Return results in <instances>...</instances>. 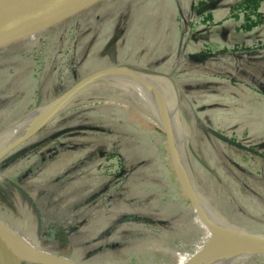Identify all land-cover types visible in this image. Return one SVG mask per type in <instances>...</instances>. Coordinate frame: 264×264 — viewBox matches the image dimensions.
Masks as SVG:
<instances>
[{
	"label": "rangeland",
	"instance_id": "obj_1",
	"mask_svg": "<svg viewBox=\"0 0 264 264\" xmlns=\"http://www.w3.org/2000/svg\"><path fill=\"white\" fill-rule=\"evenodd\" d=\"M236 1L97 0L1 46L0 130L38 99L52 101L98 69L128 64L176 104L192 190L231 225L264 233V48L228 43ZM259 10L264 15V0ZM198 47L209 49L197 58ZM46 125L0 157V219L28 244L59 255L52 227L63 223L71 244L64 257L80 264H187L207 244L214 249L205 264L236 256L239 244L180 182L169 137L134 94L107 82L84 87ZM211 129L257 153L241 158ZM85 158L78 179L54 178ZM254 258L264 264V253L233 264Z\"/></svg>",
	"mask_w": 264,
	"mask_h": 264
},
{
	"label": "bare ground",
	"instance_id": "obj_2",
	"mask_svg": "<svg viewBox=\"0 0 264 264\" xmlns=\"http://www.w3.org/2000/svg\"><path fill=\"white\" fill-rule=\"evenodd\" d=\"M120 65H115L113 68L103 72L100 75L94 74L89 82L82 85L75 91L67 92L61 96L56 97L55 99H53H57L56 101L52 100L41 108H35L33 111L26 114L19 121H15L11 125L6 126L2 130H0V156L14 148L21 142H23L25 139L23 141L21 140L25 137V135L32 133L33 131H35V128L37 126L52 117L54 113L57 112L73 94L77 93L82 88L91 86L96 83H112L134 94L138 99L144 102L146 106H148L149 109L152 111L158 123L163 128L166 135L169 137L173 156L172 163L179 174L180 182L185 185L189 193L194 197V201L198 202L200 206L208 213V215L216 224V226H218L222 231H224V233L233 237L234 239L229 237L233 241H235V239L238 240L240 238V235H247L264 240V233L243 228L241 225L236 226L237 224L231 225L229 222H227L224 218H222L216 213V211L211 207V205L205 200V198L200 193L195 190H192V183L186 171L187 167L182 152L184 146L182 144L184 137L183 134L179 131V124H177V121L174 116L176 104L168 106L164 96L160 94V91L156 90V85H154L152 81L145 79L144 77L142 78L129 65ZM194 205L197 206L196 208L198 209L199 213H201V215L203 216L199 206L195 203ZM6 228L15 238L27 243L21 234L13 230L11 227H7V225ZM213 249L214 248H208L205 255H203L195 264H205L206 259L209 257ZM255 253L259 252L239 244V250L237 251L236 256L233 257L229 264H233L236 262H244L246 259H248ZM19 255L21 259H33L32 254L25 248H19ZM64 260L69 259L66 258Z\"/></svg>",
	"mask_w": 264,
	"mask_h": 264
},
{
	"label": "water",
	"instance_id": "obj_3",
	"mask_svg": "<svg viewBox=\"0 0 264 264\" xmlns=\"http://www.w3.org/2000/svg\"><path fill=\"white\" fill-rule=\"evenodd\" d=\"M96 1L97 0H0V47L58 23L59 21L71 16L83 8H86ZM208 5L209 3H206L203 5L202 9ZM114 66L115 65L98 69L91 74L82 77L58 96L67 92L75 91L82 85L89 82L94 74L100 75ZM160 94L162 93L160 92ZM50 101L51 99L41 103L38 99L35 107L41 108ZM35 107L27 110L14 121H19L26 114L33 111ZM50 119L51 117L42 122L35 128V131L25 135L21 141L27 139L29 136L38 131V129L45 125ZM14 121L6 126L11 125ZM211 132L228 143L241 148H247V146L243 143L217 129H211ZM199 214L204 219L201 213ZM204 221L206 222L205 219ZM6 225L7 224L0 219V264H21L22 261H32L41 264H80L74 261L64 260L66 259L64 256L52 254L36 247L33 244H28L15 238L6 228ZM8 226L9 225H7V227ZM234 243L244 245L258 251L259 253H264V240L258 238L240 235V238L234 241ZM208 246L209 244L204 245V247L187 264H195L203 255H205ZM19 248L27 249L32 254L33 259H21L19 255Z\"/></svg>",
	"mask_w": 264,
	"mask_h": 264
},
{
	"label": "trees",
	"instance_id": "obj_4",
	"mask_svg": "<svg viewBox=\"0 0 264 264\" xmlns=\"http://www.w3.org/2000/svg\"><path fill=\"white\" fill-rule=\"evenodd\" d=\"M262 0H238L233 5H231L228 16H233L237 19L236 28L241 29L243 31H248L252 27L264 23V15L261 14L259 10V6ZM205 16V17H204ZM203 19H205L206 23L210 24L211 19L208 20V18H212V15L210 16V12L204 13ZM216 22V21H215ZM213 22V23H215ZM48 125H43L38 131H42L46 129ZM55 132L51 133L49 136L45 137L43 140H41L39 143H37V148H40L47 144L51 136ZM229 146L234 147L237 150H241L239 147H236L235 145H232L230 143H227ZM113 153H109L108 156H111ZM37 158L39 162H42V157L37 154ZM88 160L89 158H85L82 160V162L79 163H73L67 167H65L60 175L55 176L54 178H59L62 182L67 183L69 181H72V179L76 178L78 179L81 177V175L85 172V170L88 168ZM41 164V163H40ZM99 162H97L94 166V168H97L99 166ZM38 167V164L35 163L32 168L36 169ZM31 168V169H32ZM99 177L98 175H95V179ZM96 181V180H95ZM105 185L99 186L97 189H94L91 193L89 192L87 195L83 197L84 204L88 203L89 200L95 195H98L101 193L102 190H104ZM82 198H80L81 200ZM80 202V201H79ZM81 203V204H83ZM202 208V207H201ZM203 210V208H202ZM68 230L65 228V225L63 223H56L52 227V234L57 238L59 242V248L58 251L59 255L62 256H70L71 254V244L69 243L68 238Z\"/></svg>",
	"mask_w": 264,
	"mask_h": 264
},
{
	"label": "crops",
	"instance_id": "obj_5",
	"mask_svg": "<svg viewBox=\"0 0 264 264\" xmlns=\"http://www.w3.org/2000/svg\"><path fill=\"white\" fill-rule=\"evenodd\" d=\"M216 22H218V21H216ZM207 25H209V24H207ZM258 29H259V24L252 27L248 31H243V30L236 28V23H235L233 26H231L229 28V31L231 34H230V38H229L230 41L228 43L230 45L232 43H241L240 46L244 45V49H246V50H251L254 48H259V49L264 48V41H262L264 39V29L263 30L262 29L258 30ZM217 44L222 45V43L219 44V42H217ZM224 45H226V44H224ZM199 48L200 47H198V50H199ZM206 49H209V48H205V49L200 48V51L197 52L200 54H196L195 56H197V58H200L201 53L205 52ZM220 49H221V46L216 47V50H220ZM223 53H227V51H223ZM194 58H196V57H194ZM251 261L252 262L250 264H261V261L258 259H255V258L252 259ZM21 264H41V263L32 262V261H22Z\"/></svg>",
	"mask_w": 264,
	"mask_h": 264
},
{
	"label": "flooded vegetation",
	"instance_id": "obj_6",
	"mask_svg": "<svg viewBox=\"0 0 264 264\" xmlns=\"http://www.w3.org/2000/svg\"><path fill=\"white\" fill-rule=\"evenodd\" d=\"M79 22H76V24H78ZM55 24H57V23H55ZM54 25V24H53ZM234 139V138H233ZM236 140V139H235ZM223 141H225V140H223ZM238 141V140H237ZM226 143H228L227 141H225ZM240 142V141H239ZM231 144V143H230ZM232 145H234V144H232ZM245 145V144H244ZM236 146V145H235ZM247 146V148H241V147H239V146H236V147H239L241 150H238V151H242V152H244L245 154H239L240 156H241V158H243V159H245V160H247V155H252L253 153H257L252 147H250V146H248V145H246ZM237 150V149H236Z\"/></svg>",
	"mask_w": 264,
	"mask_h": 264
}]
</instances>
